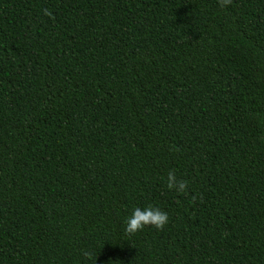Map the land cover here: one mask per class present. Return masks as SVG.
<instances>
[{
	"label": "trees",
	"instance_id": "trees-1",
	"mask_svg": "<svg viewBox=\"0 0 264 264\" xmlns=\"http://www.w3.org/2000/svg\"><path fill=\"white\" fill-rule=\"evenodd\" d=\"M0 264H264V0H0Z\"/></svg>",
	"mask_w": 264,
	"mask_h": 264
},
{
	"label": "clouds",
	"instance_id": "clouds-1",
	"mask_svg": "<svg viewBox=\"0 0 264 264\" xmlns=\"http://www.w3.org/2000/svg\"><path fill=\"white\" fill-rule=\"evenodd\" d=\"M184 184L179 185L183 189ZM168 222V214L153 206H145L143 208L134 207L124 220V232L127 234H135L146 226H152L159 230Z\"/></svg>",
	"mask_w": 264,
	"mask_h": 264
}]
</instances>
